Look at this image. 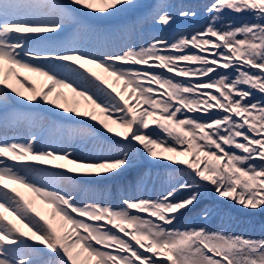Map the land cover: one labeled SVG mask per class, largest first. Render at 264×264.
<instances>
[{"label":"snow or ice","instance_id":"1","mask_svg":"<svg viewBox=\"0 0 264 264\" xmlns=\"http://www.w3.org/2000/svg\"><path fill=\"white\" fill-rule=\"evenodd\" d=\"M139 7L138 0H0V264H37L41 252L51 257L45 264H264V237L175 226L209 191L264 211V100L255 98L264 96V0H213L203 31L172 43L153 39L114 53L82 46V33L107 38L84 17L111 20ZM170 7H156L158 25L175 23ZM226 10L256 22L234 26ZM24 72L46 83L38 87ZM14 104L34 113L9 114ZM41 111L87 118L80 122L115 143L96 158L78 155L76 145L43 134L45 125L49 132L63 126ZM37 117L27 135H7ZM141 151L180 177L155 198L113 207L80 203L60 187L119 175ZM43 174L55 183H40ZM210 214L203 210L205 219Z\"/></svg>","mask_w":264,"mask_h":264},{"label":"rangeland","instance_id":"2","mask_svg":"<svg viewBox=\"0 0 264 264\" xmlns=\"http://www.w3.org/2000/svg\"><path fill=\"white\" fill-rule=\"evenodd\" d=\"M166 0H138V3L140 4V7L135 9L134 11L127 13L125 15H122L118 18L111 19V20H97V21H91L88 17H84L85 20H88L89 23H92L96 29L100 32H103L106 34V39L102 41H98L94 35L91 33H82L81 41L82 46L86 47L89 51L92 52H98V51H107V52H118L121 48H123L125 45H134L136 47L144 46L148 43H150L153 39H162L167 40L169 43L174 42L177 40L180 36L186 35L185 33L180 34V30L182 28L186 27L188 28H201L204 29L207 25V22L209 21V15L206 12V7L208 4H202L199 6V8H195L194 10L197 12V16L195 18H183L179 16V12L182 9H186L184 7H181L180 5H177V2L174 1L168 9L172 12V14L176 17L175 23L171 24V26L165 27L162 25H158L152 18L154 11L156 7H158L161 4H165ZM183 1V0H180ZM188 2H194L198 0H184ZM58 3H65L66 0H56ZM179 4V3H178ZM210 5V4H209ZM206 6V7H201ZM225 17V21L231 20L234 22V26H239L245 22L254 23L256 22L254 17L251 14H237L234 12L225 11L223 14ZM71 31V28L69 29ZM156 37H155V36ZM174 35V37H172ZM171 38L172 40H169ZM160 71V69H157ZM23 71V70H21ZM25 76H31L37 83L38 87H43L46 83L43 77L36 76L35 74L24 72ZM234 75V73H233ZM177 79H183L180 77H177ZM19 86V85H18ZM69 99H73V94L70 90L64 89ZM255 98L258 100H264V96H262L259 93L255 94ZM75 100L79 101V105L81 108V111L84 110H90V105L87 104L86 101L82 97H75ZM14 110L15 112L31 115L34 113V110L30 108H26L23 105L14 104L11 106V110L9 111V114H11V111ZM4 108L0 106V117H3L4 115ZM97 115L103 119L104 115L99 113V110H97ZM39 117H46L50 118L52 120L56 121V124L62 125L63 127L58 128L56 130H53L52 132H49V129L47 125V129H43V134L45 136L51 135V139L55 142H69L72 137L73 139L77 138L75 142H71L72 144L76 145L79 149L78 155L81 156H89L96 158L99 155L102 154V152L106 151L108 143L105 142V140L110 141L112 143H115V139H109L108 135L102 134V130L97 125L94 128L89 129L88 125L81 123L80 121H83L87 118H80V121H72V120H64L56 116H52L51 114L47 112L41 111L39 114ZM37 117L34 121L29 119H21L15 127H9L7 131V135L9 137L12 136H20L23 137L27 135V132L31 130L34 126H38V122L40 121V118ZM38 120V122H36ZM93 122L89 121V124ZM115 127V125H113ZM44 127V128H45ZM78 127H83L82 134L81 132L77 134H72L71 129H78ZM12 131V136L11 132ZM10 132V133H9ZM4 134V128L3 124L0 122V135ZM95 137H99V141L95 139ZM58 138V139H57ZM118 139V138H117ZM94 152L92 156L87 155L86 153ZM137 161L142 165V169L145 171H142L141 165L137 167ZM150 163V164H148ZM153 163V164H151ZM149 167H144L148 166ZM132 168H135L136 173L143 174L140 176L138 182H133L134 187L131 189L132 196L127 197L124 192H121L120 190H117L116 193L118 196L123 198H138L139 195L136 196V192L139 193L138 188L143 189L146 191L147 186L155 188V185L157 183V180L159 178L163 179L164 188L166 186H169L171 183H175L174 174L176 173V170L174 168H170L167 166L166 163L156 162L152 159L148 158L146 155L143 154L141 151L137 154V157L133 164L127 168L123 173L113 176L109 179L105 180H81L80 184L72 182V183H64L60 185L65 191H68L69 188L72 190V195H74L78 202L80 203H104V204H112L113 207H122V200L118 198V200L113 199L115 198V193L112 194V197L106 199V201L103 202V200L98 195H88L86 199H83L81 193H83L87 188H91L94 192H97L101 189V185H110L114 182H117L119 179L126 176L133 171ZM53 171H59L58 169H52ZM166 172H168V175L166 176ZM40 183H50L54 184V179L49 176L48 174H43L39 177ZM180 178H177L179 180ZM82 184V185H81ZM17 187H21L20 185H15ZM136 188L137 191L134 190ZM161 188V187H160ZM22 191H26L27 189H23L21 187ZM142 190V191H143ZM164 190V189H163ZM87 192V190H86ZM135 192V193H134ZM206 194L209 195V197L213 200L220 201V205L218 207H212L209 206L207 209L211 211V214L207 219H205L202 215L203 210L198 213L197 215L192 216H186L187 212H185L182 216L178 218V221L176 222V227L180 229H189V228H198V227H205L209 231H220L224 230L226 232H232L235 234H244L246 236H249V232L240 233L236 232L237 229L233 227L235 221L236 224L238 222L237 217L233 216V221H227L224 224L217 225L214 220L215 218L221 216L222 214L226 213L227 216H229L230 213L233 211H236V207L234 205H224V199L219 198L214 191L206 192ZM135 195V197H134ZM140 195H142L140 193ZM114 196V197H113ZM142 196H140L141 198ZM152 198H155L156 196H149ZM217 198V199H215ZM37 201H41L40 198H36ZM42 202V201H41ZM47 211V206H45ZM188 212H193L189 210ZM261 212V211H259ZM252 216V215H251ZM37 264H45L48 260L51 259L46 253L41 252L37 257Z\"/></svg>","mask_w":264,"mask_h":264},{"label":"trees","instance_id":"3","mask_svg":"<svg viewBox=\"0 0 264 264\" xmlns=\"http://www.w3.org/2000/svg\"><path fill=\"white\" fill-rule=\"evenodd\" d=\"M174 1L177 2V5H180L181 7H184L186 9H195L196 7L199 8L200 5L202 4H211L213 2V0H198V1H194V2H188V1H180V0H166L164 3L167 5H171ZM179 3V4H178ZM201 7H206V6H201ZM199 31H203V29L201 28H190V26L188 28L184 27L182 28V30H180V34L185 33L188 36H191L192 34L199 32ZM155 36V35H154ZM156 37V36H155ZM172 37H174V35H172ZM169 40H172L171 38H169ZM78 129H83V127H78ZM82 134V131H81ZM108 145L109 144H113L112 142H107ZM150 164V163H148ZM153 164V163H151ZM141 165L142 169V165L144 164H140L137 161V167ZM144 167H149L148 166H144ZM133 169L132 172H130L127 176L124 174L121 179H119L117 182H114L110 185H101V189L97 192H94L91 188H87L85 189V191L83 193H81L83 199H86V197L88 195H99L100 198L104 201H106V199H108L109 197H112V194L115 193V198L118 200V198H120L122 200L121 196H118L116 191L120 190L121 192H124L126 194L127 197L132 196L133 193H131V189L134 187L133 182H138L139 179L141 178L140 176H142L143 174L140 173H136L135 168ZM145 169V168H144ZM144 169H142V171H145ZM168 175V172H166V176ZM180 178L178 175H176V173L174 174V177L172 179H174V181L176 182V179ZM163 184V179L159 178L157 180V183L155 185V188L153 189L152 185L147 186L146 191L141 190V188H138V191L140 190L139 193L136 192V196H138V198H140V196L142 197H149L151 195L153 196H157L160 193L164 192L168 186H166L164 188V186H162ZM161 187V188H160ZM164 189V190H163ZM87 190V192H86ZM135 191L136 188H134ZM135 193V192H134ZM140 193L142 195H140ZM182 196H187L188 193L184 192L181 193ZM114 197V196H113ZM135 197V195H134ZM124 199V198H123ZM217 199V198H215ZM220 205V201L218 200H213L209 197L208 194H204L203 198L200 200V202L198 204H196L194 207H192L190 210L193 212H188L187 211V215L186 216H192V215H197L198 213H200L202 210L206 209L209 206L212 207H218ZM224 205H234L236 207V211H233L232 213L229 214V216L226 215V213L222 214L221 216L215 218L214 222L217 225H221L224 224L227 221H233V216L237 217V224L236 221L233 225V227L236 230V232H240V233H245V232H249V236L250 237H264V211H250L247 209L242 208L241 206H239L238 204H235L234 202L230 201V200H224ZM252 215V216H251Z\"/></svg>","mask_w":264,"mask_h":264},{"label":"bare ground","instance_id":"4","mask_svg":"<svg viewBox=\"0 0 264 264\" xmlns=\"http://www.w3.org/2000/svg\"><path fill=\"white\" fill-rule=\"evenodd\" d=\"M28 195H33L32 193H30V192H28V190H26L25 191ZM36 203H37V205L39 206V205H41L42 204V202L41 201H37V199H36ZM45 207V206H44ZM45 210H46V208H45Z\"/></svg>","mask_w":264,"mask_h":264}]
</instances>
